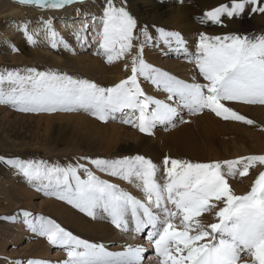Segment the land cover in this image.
Returning a JSON list of instances; mask_svg holds the SVG:
<instances>
[{
  "label": "snow or ice",
  "instance_id": "snow-or-ice-1",
  "mask_svg": "<svg viewBox=\"0 0 264 264\" xmlns=\"http://www.w3.org/2000/svg\"><path fill=\"white\" fill-rule=\"evenodd\" d=\"M17 2L62 9L83 0ZM246 12L264 14V0H229L207 10L200 23L222 26L225 19H239ZM88 30L82 27L84 35L77 34L85 43ZM23 31L27 41L35 45L37 41L26 26ZM46 39L53 49L61 45L70 48L51 26ZM95 43V54L109 64L130 58L124 65L130 73L126 79L104 87L53 71L6 70L0 72V104L33 113L84 110L105 123L119 119L146 135H152L157 125L185 122L181 115L184 110L190 115L208 111L225 121L251 125L253 121L230 104L264 106V34L200 33L195 50L190 51L179 32L138 26L127 9V0H120L119 5L115 0H105ZM158 46L186 56L202 81L186 82L148 63L145 49ZM12 50L18 51L15 46ZM141 80L165 93V99L147 94ZM82 159L110 176L135 183L144 199L100 179L87 164L5 157H0V163L16 169L38 191L67 202L93 219L106 218L126 233L145 234L147 230L145 238L159 264H238L242 254L250 257L245 264H264V171L243 194H237L229 182L230 178L248 176L257 165L264 166V155L206 163L165 157L163 183L157 178L160 166L141 155L119 160ZM214 209H218L217 222L205 225L201 217ZM20 215L30 231L67 251L63 264H144L146 249L140 245L112 252L102 243L74 235L52 219L27 211ZM9 219L15 221L16 217Z\"/></svg>",
  "mask_w": 264,
  "mask_h": 264
},
{
  "label": "bare ground",
  "instance_id": "bare-ground-1",
  "mask_svg": "<svg viewBox=\"0 0 264 264\" xmlns=\"http://www.w3.org/2000/svg\"><path fill=\"white\" fill-rule=\"evenodd\" d=\"M167 1L168 3H163L161 5L158 0L157 2L156 0H132L131 5L139 16L137 18L135 16L136 14H133L138 21V26L144 25V21L147 20L159 24L162 23L167 26L165 30L181 33L187 41L189 50L194 51L198 36L202 33V28L198 26L199 20L197 19L199 17L197 16L199 15L198 13L203 12L204 9L200 8L203 4H201L202 1ZM199 1H201L200 4H198ZM212 1L217 4L227 0ZM119 3L120 0H117L118 5ZM79 5L80 6H77L74 11L70 12L69 10H66L67 12L65 11L66 13L61 15L57 13L55 9L22 5L18 3L17 0H0V51L4 52L0 53V72L15 69L23 73L24 70L34 68L36 65L41 64L49 65L51 68L61 70L62 74L67 75L70 74L71 71L78 70L111 84L128 76L130 73L125 70L124 65L125 63L130 62V58H125L124 60L112 64H105L103 61H106V59L104 57L102 59L95 54L98 47L95 43V34L98 30L99 18L102 15V10L105 4H95L93 2L90 5L91 8L84 7V4ZM128 11L131 12L129 9ZM57 14L59 16H55ZM55 18L58 20L56 21ZM263 23V14H261V17L258 14H255L254 18L250 19V21L234 20L229 22L230 25L234 26L235 30L236 28H247L250 26L257 27L258 25H263ZM25 26L27 27V33L32 34L36 39L37 43L35 45L27 41L25 32H21ZM49 26H51V28L70 45V48L66 49L61 45L58 49H53L50 46L48 39H46V30ZM82 27L89 29L87 31L86 43L79 39L77 35H84ZM168 27L173 28V30ZM154 28L150 30L155 31ZM245 33L246 32H242L241 35ZM156 42L157 45H160V38L158 35H156ZM12 46H15L18 51H13ZM7 52L12 55L8 56ZM144 58L148 63L168 72L178 79L186 82L201 81L195 65H193L186 56L173 52L167 49L166 46H158L155 48L147 47L145 49ZM141 85L147 94L157 99H165L166 94L161 90H157L151 83L141 80ZM236 106L243 115L252 117L257 120V122H264V106H250L247 104H237ZM78 111L79 110H77L76 113L55 111L52 115L41 113V115L39 114L38 116H35L39 120L43 119L48 121V123L54 124L55 128L56 126L59 129L68 128L69 132L67 133V136L71 135L72 132L75 137L82 140L81 144L60 151V155L69 156L70 158L78 157L79 159H82L83 157H86L84 155H98L106 160H119V158H116L117 156L114 157L113 155H116V153H119L121 150H124L125 152L141 150L142 152H146L144 153V157L155 161H163L165 157L176 158L179 155H186L193 160L205 161L220 158L224 156L225 153H228V156L225 158H230L231 154L232 157L233 155H236L237 157L238 154L241 155L248 153L251 145L253 146L252 151H264V138L254 131H251L253 129H251L250 126L242 122L244 124L243 126L241 125V122L237 121H229L228 123L226 122V125H223L224 122H222L220 118L213 116L208 112L199 114L195 119L193 118L194 116H191L186 110H184L181 115L185 122L177 121L175 122V126L157 125L153 130L152 137H148L142 136L135 131H131L132 129L130 127L115 122L108 124L98 123L95 119L90 118L85 114L84 110H82L84 113ZM0 113L1 121L5 120L7 117H12L11 115L15 114L8 108L7 104L0 105ZM252 125H254V123ZM171 127L172 129L166 131L167 137L162 141L163 147L165 149L169 148L171 151H169L170 154L165 156V151L158 152L156 148L153 149L150 147V142L158 138L160 135L165 134L163 129ZM220 128L223 131L225 138L228 137L230 133H234V135H238L242 140L239 143H235V141L231 140V142L234 143L232 152H221L220 149L224 148H221L218 145V142L214 140V137L220 133ZM245 128L246 130L243 131ZM178 129H180V131H177ZM200 129L205 130L209 136L208 144L205 146L201 145V142L197 137L198 130ZM153 135H155V137ZM85 144H90L91 146L85 147ZM56 152L57 151H55L54 154H57ZM156 163L158 166L161 165V162ZM92 168L93 169L91 170L100 179L109 181L115 185L119 183L120 185H118V187L120 189L130 193L138 199H144L143 193L135 186V183H129L126 180L110 176L109 174L104 175L98 173L99 170H97L95 166ZM162 171L164 170H161L160 167V171L157 173V178L161 183L164 182V175L161 174ZM81 177L86 178V175L81 174ZM254 177L255 172L252 171L249 172L248 176L241 178L244 182L246 181L250 184ZM239 184L240 182L235 181L234 185L237 188V191L244 189ZM31 188L32 187H30V189ZM30 189H8L5 193H8L13 197L16 202V207H20L21 204L31 207L35 202L34 198L37 194L35 191H32L33 189ZM3 190L5 189L3 188ZM39 203H44V207L42 208L45 210V215L43 216H46V218L47 216L55 218V221L57 220L59 224H64L70 228V230L74 231L76 236L82 239L91 238L95 240V242L104 241L106 243L107 241L110 242L115 239H120V243L125 241L128 245H140L146 249L145 253L149 254V258L144 264L152 262H154L152 264L159 263V259L155 256V253L153 254L150 252L151 248H153L152 244L147 239L144 240L146 242L143 243V239H139L140 234L138 235L135 232H118L108 219L98 216L96 219L92 220L90 219L91 217L88 218L84 213H81L72 205L59 200L54 196H49L46 200H41ZM207 213L209 214V212ZM208 214L207 216L204 214L203 217H201L202 222L209 221ZM209 219L213 221V218ZM20 221L15 220V224L17 223L16 228L11 227L12 225L15 226V224H8L9 226L1 227V230L6 233L8 239L13 240L15 244L25 236L30 238V241H27L26 248L22 250L16 258L8 256L1 259L0 264H21L22 259L24 258L27 262L43 261L47 262V264H63L68 258L67 254H63L62 252L58 255L56 254V257H46L49 243L47 244L43 237L33 233L30 229L25 232L22 229V222ZM207 223H210V221ZM24 225L27 227L26 224ZM119 249L117 248V250ZM26 261L25 263L23 262V264H27ZM241 264H245V262L242 261Z\"/></svg>",
  "mask_w": 264,
  "mask_h": 264
},
{
  "label": "rangeland",
  "instance_id": "rangeland-1",
  "mask_svg": "<svg viewBox=\"0 0 264 264\" xmlns=\"http://www.w3.org/2000/svg\"><path fill=\"white\" fill-rule=\"evenodd\" d=\"M131 1L132 0H127V8L131 11L130 13H132V15L135 13L136 14L135 16L138 18L139 16L136 13V11L133 9V7L131 5ZM201 1H199L198 4H200V2H201V4L203 3L201 5V7H200V8H204L203 12L198 13L199 15H197V14L196 15L199 16L197 18L199 20L198 26L200 28H202V33H206V34L211 35V36L225 35V34H230V33L231 34H241L242 32H246L245 34H248L250 36L264 34V23H263V25H260V26L258 25L257 27L256 26H250V27H247V28H236V30H235L233 25L229 24V22H232L234 20H238V21H246V20H248V21H250V19L254 18L255 14H258L261 17L260 13L248 14L246 12L243 16L240 17V19H225L224 20V24L222 26L221 25H209L208 26V25H204V24L200 23L202 15L207 10H210V9H212L214 7H217V6L221 5V4L229 2V0H227V1L215 4V3H213L212 0H204V1L201 0ZM93 2L95 4L98 3V4H101V5L105 4V0H101V1L100 0H83L82 3H74V4H71V5L65 6L62 9H55V11H57V13H59L61 15H64L67 12L66 10H69L70 12L74 11V9L77 6H80L79 4H81V5L84 4L83 5L84 7L91 8L90 5ZM115 2L117 3V0H115ZM156 2H157V0H156ZM158 2L161 5L163 3L164 4L168 3L167 0H163L162 3L160 2V0H158ZM204 2H207V3H204ZM55 16H59V15L57 14ZM55 19L57 21L59 19V17H58V19L57 18H55ZM144 25L149 26V29H153L154 27H155L154 29H157V28L165 29L167 27V26H165L162 23L159 24V23H156L154 21H148V20L144 21ZM210 26H211V28H210ZM168 28L173 30V28H171V27H168ZM224 29H226V30H224ZM21 32H24L23 29L21 30ZM0 53H4V52L0 51ZM7 55L9 56V55H12V54L11 53L8 54V52H7ZM98 56L103 59L102 55H98ZM103 62L105 64H107L106 61H103ZM34 68L39 70V71H53V72L61 73V70H57L55 68H51L49 65H41L40 64V65H36ZM68 75L72 76L73 78H76V79H86V80L95 82L98 85L104 86V87L112 86L115 83L119 82L118 81V82H115L114 84H111V83H108V82H105V81H101V80H99V79H97V78H95V77H93L91 75H87L84 72H81V71H78V70L71 71L70 74H68ZM126 78H127V76L125 78H123V79H126ZM200 80L202 81L201 77H200ZM98 81H100V82H98ZM237 104H239V103L230 104V106L234 110H236L237 112H239L240 114L243 115V113L240 112L239 108L236 106ZM0 105H2V104H0ZM250 106H256V105H250ZM258 106H262V105H258ZM8 108L11 109L12 112H14L15 114L11 115L12 117H9L10 119L7 117L3 121L0 120V157L19 158V159H23V160H30V159L44 160V161H47L49 163L60 164V165L76 164V163L87 164L86 161H82L83 159H79L78 157L70 158L69 156L60 155V151H64L66 148L77 146V145L82 143V140H79V138L75 137L72 132H71V135L67 136V133L69 132L68 128L62 129L60 127L61 129H59L57 126L55 128L54 124L48 123V121L43 120V119L39 120L38 118L35 117V116H38L39 114L41 115V113L42 114H47V115H52L55 112H40V113L22 112V111L17 110L16 108L12 107L11 105H8ZM79 111L83 112L82 110H79ZM67 112L68 113H70V112H72V113L75 112L76 113L77 111H67ZM84 112L90 118L95 119L98 123L108 124V123L115 122V123L130 127L132 129L131 131H135L136 133H138V134H140L142 136L152 137V135H146V134L141 133L136 127H134L132 125L121 123L119 119L113 120V121H109V122L105 123V122L100 121L96 117L92 116L88 112H86V111H84ZM205 112H208V111H205ZM64 113H66V111H64ZM208 113H210L213 116H215L211 112H208ZM191 116H194L193 118H195V119L198 117V115H191ZM244 116L247 119L252 120L253 123H254V125L247 124L248 126L251 127V129H253L251 131H254L259 136L264 138V122H259V121L257 122V120H255L252 117H249V116H246V115H244ZM221 120H222V122H224L223 125H226V122L228 123L229 121H231V120L225 121L223 119H221ZM231 122H233V121H231ZM244 124H246V123H244ZM244 124L242 123L241 125L244 126ZM170 129H172V127L168 128V129H163L165 134L160 135L158 138H156L155 140L150 142L151 143L150 147H152L153 149L156 148L158 152H164L165 151V156L170 154L171 151H170L169 148L165 149L163 147L162 141L164 140V138L167 137L166 131H168ZM180 129H178L177 131H180ZM245 130H246V128L243 131H245ZM153 136L155 137V135H153ZM197 137H198V140L201 142L202 146H205V145L208 144L209 136H208V133L205 130H201V129L198 130V136ZM228 137L225 138L221 128H220V133L214 137V140L216 142H218V145L221 148H224V149H220L221 152H223V153L232 152L234 143H232L231 140L235 141V143H239L240 141H242L239 138V136L238 135H234V133H230L228 135ZM67 145H69V146H67ZM86 146H91V145L90 144H85V147ZM252 147L253 146L251 145L250 146V150H249L248 153L241 154V155L238 154L237 157H236V155L235 156L233 155V157H232V154H231L230 158H225L226 156H228V153H225L224 156H222L220 158H217V159H214V160L213 159L205 160V161H203V160H193L191 158H188L186 155H179L176 158H172V159H180V160H188V161H192V162H205L206 163V162H213V161L233 160V159H237V158H240V157H248V156H251V155H264V151L263 152H261V151H252V149H253ZM55 151H57L56 152L57 154H54ZM166 151H168V152H166ZM144 153H146V152H142L141 150L132 151V152H125L124 150H121V151H119V153H116V155H113V156L114 157L117 156L116 158L123 159L125 157H134L136 155L145 156ZM84 156L90 157L92 159L101 158L98 155H92V156L84 155ZM145 158H147V157H145ZM147 159H150V158H147ZM152 161L154 163L161 162V165L160 164L159 165L161 167V170H163L162 160H158V161L152 160ZM87 166L90 169H93L92 168L93 165L87 164ZM257 166L255 168H253V169H250V171H249V172H252V171L255 172V177L261 171H264V166H259V165H257ZM162 172H161V174L164 175V171H162ZM98 173H102L104 175L107 174V173L102 172L100 170L98 171ZM81 174H84V173L81 172ZM255 177L253 178V180H252V182L250 184H248V182H246V181L244 182L243 179L241 177H239V176H237L236 178H230L229 182H230V184L232 185L233 189L235 190V192L237 194H243V193H246L247 191L250 190L251 184L253 183ZM161 178H163V177H161ZM231 181H232V183H231ZM235 181L240 182L239 185L242 188H244V189L241 190V191H239V190L237 191V188L234 185ZM118 185H120V184L117 183V186ZM30 187H32L31 188V189H33L32 191L33 192L35 191V193L37 194V196L34 198L35 202H34V204L31 207H27V206H24L22 204L20 205V207L19 206L16 207V202L14 201L13 197H11L8 193H5V191L8 190V189L9 190L25 189V188L30 189ZM3 188L5 190H3ZM48 197L49 196L45 195L43 191H38L36 187H34L32 184L28 183L22 175L17 174L16 169L8 166L7 164L0 163V260L3 259V258H6L8 256L12 257V258H16L18 256V254L21 253V251L26 248L27 241L28 242L30 241V238L25 236V237H23L21 240H19L15 244L13 240H9L8 239L7 234L4 233L1 230V227L9 226L8 224H10V225L11 224H15V221H13V220H11L9 218L16 217V220H19V221L21 220L20 222H22L21 223L22 224V229L25 232H27L29 227L28 226L26 227L24 225L25 223H23V220H22L23 217L20 215L21 212L22 211H27V212L32 213L33 216H43V215H45V213H44L45 210L42 208V207H44V203L40 204L39 202L41 200H46V198H48ZM24 203H25V201H24ZM8 205H10V206H8ZM39 207H41V208H39ZM216 210H218V209H214V210L210 211L209 214L205 213L206 216L208 214V220L210 221V223L217 222L216 218H215V211ZM43 217H46V216H43ZM48 217L51 218V216H47V218ZM87 217L90 218L89 216H87ZM209 218H213V221L210 220ZM51 219L55 221V218H51ZM90 219L94 220L93 218H90ZM209 221H206V222H203V223L207 225V224H210V223H207ZM56 222L59 223L57 220H56ZM60 225L62 227H64L66 230H68L70 232L72 231V230H70V228H68L64 224L60 223ZM11 227L12 228L13 227L16 228L17 227V223L15 224V226L12 225ZM116 230L118 232L124 233L123 231H120L118 229H116ZM146 232H147V230H145V234H140V235L138 234L139 235V239L140 238L143 239V243L146 242V241H144V240H146V238H145ZM72 233H74V235L76 234L74 231H72ZM43 239L46 240L45 242L47 244L49 243L46 238L43 237ZM84 239L88 240L90 242H93V243H100L101 242V241L95 242V240H93L91 238H88V239L84 238ZM101 243L104 244L108 250L113 251V252L123 251L125 249V247L128 245V244H126L125 241L123 243H120V239H115V240H112L110 242L107 241L106 243L103 241ZM123 244H124V246H123ZM48 245H49V247H48L49 249H48V251H46V257H48V258L53 257V256L56 257V254L58 255L59 253H62V252H63V254H67V251L62 249V248H60V247L50 245V243ZM117 248L118 249L120 248V249L117 250ZM150 252L153 253V254L155 253L153 248H151ZM148 255H149L148 253H144V256H145L144 262H146V260H148V258H149ZM25 261H26L25 258L22 259V262L25 263ZM242 261H244V262L245 261H250V257L242 254L241 255V259L238 262V264H241ZM152 263H154V262H152ZM152 263H148V264H152ZM156 264H159V263H156Z\"/></svg>",
  "mask_w": 264,
  "mask_h": 264
}]
</instances>
